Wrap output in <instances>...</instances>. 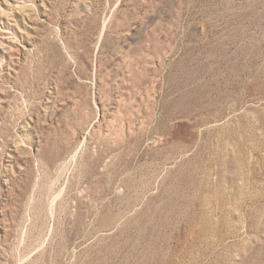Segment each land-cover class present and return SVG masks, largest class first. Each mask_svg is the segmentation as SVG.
I'll return each instance as SVG.
<instances>
[{
    "label": "rangeland",
    "instance_id": "obj_1",
    "mask_svg": "<svg viewBox=\"0 0 264 264\" xmlns=\"http://www.w3.org/2000/svg\"><path fill=\"white\" fill-rule=\"evenodd\" d=\"M0 264H264V0H0Z\"/></svg>",
    "mask_w": 264,
    "mask_h": 264
},
{
    "label": "bare ground",
    "instance_id": "obj_2",
    "mask_svg": "<svg viewBox=\"0 0 264 264\" xmlns=\"http://www.w3.org/2000/svg\"><path fill=\"white\" fill-rule=\"evenodd\" d=\"M194 245V244H193Z\"/></svg>",
    "mask_w": 264,
    "mask_h": 264
}]
</instances>
